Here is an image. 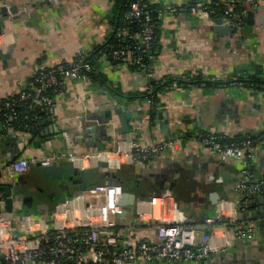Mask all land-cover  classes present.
Masks as SVG:
<instances>
[{
  "label": "crops",
  "instance_id": "obj_1",
  "mask_svg": "<svg viewBox=\"0 0 264 264\" xmlns=\"http://www.w3.org/2000/svg\"><path fill=\"white\" fill-rule=\"evenodd\" d=\"M189 1L151 0L157 6ZM257 3L251 10L252 21L246 20L240 28L220 20L229 25L227 34L213 28L218 20L199 14L159 19L150 71L152 77L172 83L159 89L153 107L144 96L149 80L145 70L106 61L97 65L99 79H68L55 108L36 128L15 122L3 127L0 116V188H17L23 198L15 207L34 210L26 215L9 213L4 203L0 212L13 217L17 231L23 230L27 218L50 220L57 204L50 197L59 198L62 191L43 177L38 160L45 157L79 170L94 167L97 184H109L112 171L129 182L127 189L132 188L138 199L118 222L121 245L158 242L155 229L136 218L135 208L148 209L149 200L165 189L174 195L179 218L190 220L199 232L207 230L203 220L215 214L221 201L226 203L227 214L237 209L233 186L241 163L220 160L192 137L220 131L230 138H243L256 133L264 121V90L250 82L264 79V0ZM117 6V0H0V8L5 7V12H0V102L30 87L39 64L72 62L79 52L89 54L103 43L112 31ZM121 105L137 115L129 120L130 141L125 139L116 114L112 123L109 121L112 127L109 123L102 130L97 129L99 124L94 126L107 110ZM152 109L153 119L149 114ZM176 138L181 140L175 153L163 151L145 162H130L125 155L131 145L148 146ZM117 149L123 153H113L106 161L105 153ZM69 152L89 155L75 160L66 156ZM254 153V166L264 173V150L255 148ZM20 157L29 160V167L13 176L7 164ZM101 161L108 167L98 171ZM218 191H224L225 198L213 204L210 195ZM0 193L5 201L4 191ZM47 198L50 204H34ZM212 241L228 242L227 252L184 264H264L260 230L252 240L241 241L234 238L231 227H221Z\"/></svg>",
  "mask_w": 264,
  "mask_h": 264
},
{
  "label": "built area",
  "instance_id": "obj_2",
  "mask_svg": "<svg viewBox=\"0 0 264 264\" xmlns=\"http://www.w3.org/2000/svg\"><path fill=\"white\" fill-rule=\"evenodd\" d=\"M224 2L191 0L155 8L151 0H132L123 14L124 25L116 29V46L112 44L99 49L94 59L89 58L88 53L79 52L72 62L52 66L39 64L30 87L16 97L0 102L1 125L9 127L15 122L20 127L36 128L42 117L55 108L68 79L93 80L91 72L106 61L114 60L129 67L141 68L146 71L149 80L153 78L151 56L147 59L157 32L152 13L157 14L159 19L189 13L215 21L218 9L222 8L223 16L219 20H228L240 28L247 12L258 4L257 0H244L248 7L233 11L232 3ZM132 23L136 27L134 31L128 27ZM127 40L132 41V48H128ZM145 90L149 94L147 101L153 106L150 96L153 86L147 83ZM192 138L203 150L217 155L220 160L241 163L233 186L238 198L237 209H231L227 214L226 203L221 201L215 214L204 218L206 231L199 232L190 220L179 218L174 195L170 189H165L149 200L148 209H137V205L135 208L136 218L155 229L158 242L140 240L121 245L117 225L125 215V207L119 203L123 188L119 184H97L57 203L49 221L27 218L22 223V231L15 229L11 215L0 212V264H184L227 252L228 242L214 244L212 241L214 233L221 227H231L236 240L250 241L259 230L264 236V211L260 210L264 208V200L260 203L257 199L258 195L264 198V173L254 166V149L264 150V121L256 133L240 139L227 137L220 131H207ZM180 140H163L148 146L131 145L125 155L130 162L149 161L163 151L175 153L180 147ZM113 153L123 152L121 149L107 151L105 160L109 161ZM87 155L69 152L66 156L83 160ZM53 161V157L38 160L41 166H49ZM28 167L29 160L22 157L7 164L13 176L23 174ZM3 205L4 198L0 193V209Z\"/></svg>",
  "mask_w": 264,
  "mask_h": 264
},
{
  "label": "water",
  "instance_id": "obj_3",
  "mask_svg": "<svg viewBox=\"0 0 264 264\" xmlns=\"http://www.w3.org/2000/svg\"><path fill=\"white\" fill-rule=\"evenodd\" d=\"M0 12L4 13L5 12V7L0 8ZM254 12L253 11H248L246 15V20L247 21H252ZM215 31L227 34L229 32V25L228 24H222L220 20H218L217 24L213 26ZM236 29H233L232 33L234 34ZM1 54V50H0ZM116 114L118 121L121 126V131L124 132L125 139L127 141L131 140L130 137V125H129V120L132 118H135L136 112L135 111H130L128 107H125L124 105H121L118 109L114 110H107L104 113V117H99V119H96V123L94 126L98 125L97 129L102 130L106 127V123H109V121L112 119V115ZM111 122V121H110ZM112 123V122H111ZM104 124V125H103ZM113 124L109 126L112 127ZM165 129V128H164ZM166 130V129H165ZM164 133L167 134V131H163ZM108 163L106 161H101L100 166L98 168L99 170L102 169H107ZM40 170L42 172V175L45 179L49 180L51 183L52 187L58 186L62 194L60 195L59 198L55 199V196L52 195L50 198H54L55 202L60 203L66 200L67 197H72L76 193L80 191H85L90 189L92 186H95L99 182V177L96 175V170L94 167H89L85 168L82 170H79L75 168L72 164H64L60 165L57 163H52L49 166H41ZM107 172V170H106ZM123 188V193L120 198V205L125 207L124 213L129 214L130 209L129 206H134L136 200L138 199L137 195L134 193L132 188H125V186H122ZM4 191V195L6 196V199L4 201L5 207L7 212L13 213L15 212L16 214L19 215H26L29 212H33L30 207H15V202L19 198H23L21 195L22 193L17 192V188H11V186H4L2 187ZM211 201L213 204H215L219 199L225 198V192L224 191H218L212 193L210 195ZM50 198L47 199H42V200H36L34 201V204L36 203H43V204H50ZM258 201L261 203L263 202L264 198L262 195L257 196ZM261 211H264V208H260Z\"/></svg>",
  "mask_w": 264,
  "mask_h": 264
},
{
  "label": "trees",
  "instance_id": "obj_4",
  "mask_svg": "<svg viewBox=\"0 0 264 264\" xmlns=\"http://www.w3.org/2000/svg\"><path fill=\"white\" fill-rule=\"evenodd\" d=\"M131 1L132 0H117L118 13L116 15H114V21H113L114 23H113L112 31L108 35V37L105 39L103 44L96 45L95 48L89 53V56H88L89 58L94 59L97 51L99 49H103V47H106L107 45H112L113 44V46H116V43H117V38L115 37L116 29H117V27H120V26L124 25L123 14L128 10L129 3ZM225 1H227L226 3H232V10L233 11H237V10H240V9L248 7L247 4L244 2V0H231V1L225 0ZM152 5H153L152 7H155V8L159 7V6L155 5L154 3H152ZM217 12H218V15L216 16L215 21L219 20L220 17L223 16L222 15L223 14L222 8H219ZM152 14H153L154 21L156 22L155 24L157 25L159 18L156 17L157 14H155V13H152ZM230 21L233 22V20H230ZM245 22H246V18H245ZM245 22H244V24H245ZM128 27H129V29L131 31H134L136 29V27H135V25L133 23L132 24H128ZM235 28H237V27H235ZM156 37H157V33H156ZM155 41H156V38L152 42L151 50H150L149 54L147 55V59H148V56H151L153 54ZM127 43L129 44L128 48H132V41L127 40ZM125 44H126V42H125ZM111 62L118 63L119 61L111 60ZM131 68H137V67H131ZM99 73L97 71H92L90 75H91L92 79L95 80V79H99ZM250 82L252 84H254L256 89L264 90V87H263L264 79H257V80L255 79V80H251ZM147 83L151 84L153 86V91L150 93V96L153 98V101H154V104H155V102H156V94L158 93L159 89L161 87H163L167 83L171 84L172 81H165L163 79L160 80V79H157V78L153 77V78H150V80ZM148 95L149 94L145 90L144 91V96L148 97ZM149 114H150L151 119H153L154 115H155V111H153V109H152V110H150ZM112 174H111V180L109 181V184H120L121 186H125V188H128L129 182H125L124 179H122L121 177H116L115 172H113V171H112ZM2 190L3 189L0 188V192Z\"/></svg>",
  "mask_w": 264,
  "mask_h": 264
}]
</instances>
